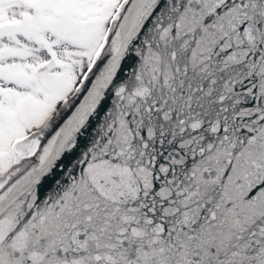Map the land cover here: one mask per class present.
<instances>
[{
    "label": "snow or ice",
    "instance_id": "snow-or-ice-1",
    "mask_svg": "<svg viewBox=\"0 0 264 264\" xmlns=\"http://www.w3.org/2000/svg\"><path fill=\"white\" fill-rule=\"evenodd\" d=\"M0 264H264V0H0Z\"/></svg>",
    "mask_w": 264,
    "mask_h": 264
}]
</instances>
